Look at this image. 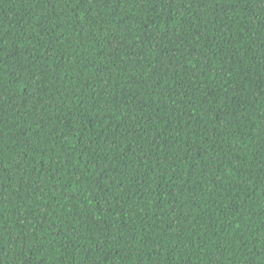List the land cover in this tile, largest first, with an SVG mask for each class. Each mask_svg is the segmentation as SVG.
Masks as SVG:
<instances>
[{"label":"trees","instance_id":"trees-1","mask_svg":"<svg viewBox=\"0 0 264 264\" xmlns=\"http://www.w3.org/2000/svg\"><path fill=\"white\" fill-rule=\"evenodd\" d=\"M0 264H264V0H0Z\"/></svg>","mask_w":264,"mask_h":264}]
</instances>
